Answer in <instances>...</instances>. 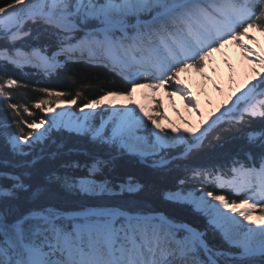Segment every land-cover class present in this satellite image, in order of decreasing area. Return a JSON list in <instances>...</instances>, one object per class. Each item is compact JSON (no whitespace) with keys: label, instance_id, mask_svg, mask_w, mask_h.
Masks as SVG:
<instances>
[{"label":"snow or ice","instance_id":"snow-or-ice-1","mask_svg":"<svg viewBox=\"0 0 264 264\" xmlns=\"http://www.w3.org/2000/svg\"><path fill=\"white\" fill-rule=\"evenodd\" d=\"M29 21L46 25L45 31L52 30L49 34L57 40L54 51L47 44L28 45L27 50L24 45L15 46L32 35L30 28L25 29ZM249 29L264 34V0H4L0 4V40L12 46L0 47V65L10 63L21 70L31 66L51 75L69 61L83 62L116 72L128 87L106 90L82 103H78L82 91L73 95L41 89L55 100L39 99L36 109L66 102L77 105L80 114L48 108L55 114L39 121L17 120L13 132L0 120V137L21 155H28L25 145L31 148L49 139L53 129H66L90 135L94 142L142 161L151 157L153 167L167 165L173 149L178 155L171 159L186 158L210 136L219 140L218 129L239 131L253 118L264 120V73L260 71L264 70V49L258 52L243 42L250 39L257 43L249 36ZM229 43L259 69L254 67L252 79L217 107L219 115L205 117L200 101L181 74L194 71L210 80L205 71L210 58ZM226 63L231 70L232 64ZM16 85L11 78L0 82V99L10 100L5 96L6 87L10 90ZM169 87L173 89L166 91L169 100L182 96L201 117L198 124L192 125L176 110L189 127L181 130L171 121L166 127L162 120L168 117L159 111L162 102H156L154 109L151 103L137 104L134 100L137 89H147L144 99L155 101V93ZM217 90L221 91L218 86ZM109 97L126 99L131 106H116ZM101 105L106 106L97 112ZM8 107L19 114L17 104L8 103ZM23 111L31 115L28 107ZM244 135L250 144L259 141L258 153L248 151L243 159L233 157L226 165L185 168L171 187L156 191L162 201L191 205L204 213L208 224L239 250L241 264H264V128H249ZM114 159L90 154L84 162H66L62 175L53 172L45 180L86 194L113 193L116 188L121 193L140 192L145 186L131 176L115 186L96 179L113 166ZM28 163L34 164L35 159ZM76 169L83 174L74 175ZM29 175L0 171V181L11 182L0 183V200L19 199L22 192L28 194L32 205L23 212L16 207L0 208V264H218L217 257L225 255L208 245L204 231L162 212L112 207L64 213L43 202L48 186H33L25 179ZM195 183L211 185L214 190L190 187ZM225 190L238 199H229L222 194ZM258 207L260 214L253 219Z\"/></svg>","mask_w":264,"mask_h":264},{"label":"trees","instance_id":"trees-1","mask_svg":"<svg viewBox=\"0 0 264 264\" xmlns=\"http://www.w3.org/2000/svg\"><path fill=\"white\" fill-rule=\"evenodd\" d=\"M4 0H0L3 4ZM32 30V35L27 37L25 45L42 46L49 45V50L54 51L57 47L55 37L51 36L49 31H42V26L38 24L27 25L26 29ZM40 33L37 37V33ZM11 47L5 41L0 40V47ZM25 46V47H26ZM27 49V47H26ZM64 57L61 58L63 60ZM5 73L7 75H5ZM11 78L17 81V85L10 90L6 87V97L10 100L0 99V120L8 125L7 131H16V121L23 119L31 122L33 119L39 121L46 119L45 111L57 103L42 106L41 109L35 108V103L39 99H52L41 91L48 88L52 91H60L75 94L82 91L83 96L78 103H82L91 98L102 95L106 90H125L128 87L126 81L122 80L115 73L103 66H94L83 62H67L62 68L57 69L53 74L46 75L41 69L25 66L22 70L14 67L12 64L0 65V82ZM8 103L18 105V115L8 107ZM28 107L29 112L23 111ZM75 110L79 111L77 105ZM23 126V125H22ZM226 127V126H224ZM249 128L259 130L264 128V120L253 118L250 125H244L239 131L233 129L224 131L218 129L220 139L215 140L212 136L209 141L198 150L189 154L188 157L178 161H171L163 167H153L152 160L148 163L142 162L134 156L127 154H117L109 151L105 146L94 142L90 135H77L67 133L63 130L54 131L49 139L39 143L34 148L24 147V152L28 155H21L12 151L11 146L5 138L0 137V171L7 172H28L26 181L33 186L38 184L47 185L49 190L44 193L42 200L45 203L56 206L64 213L84 212L91 208H112L119 207L122 211H158L177 221L190 224L198 230L206 233L205 240L208 245L220 252H231L238 254L235 250L226 245V241L220 232L208 224V219L201 212L195 211L192 206L187 204H174L162 201L157 195V188L171 187L177 176L182 175L185 168L190 167H211L226 165L233 157L244 158V154L251 151L254 155L260 151L259 141L250 144L244 135ZM24 131L29 129L24 127ZM55 153V155H52ZM102 154L115 157L113 166L106 169L103 174H98L97 180H107L111 185H119L127 180L129 176L133 177L145 187L138 193H121L116 188L113 193H103L92 195L78 191H69L63 188L59 183L51 184L45 180L47 175L55 172L62 175L66 169L62 167L66 162L80 161L89 159L90 154ZM172 157V155L170 156ZM35 159L34 164L29 161ZM74 175H82L83 170H73ZM0 183L9 184L10 181L4 180ZM197 190H214L211 185L195 183L190 185ZM218 194H221L218 192ZM229 199H238L234 197L229 190L224 193ZM19 199L0 200V208L13 207L19 211H26L31 207L26 193H19ZM15 214V213H13ZM259 259V258H257ZM220 264H241L240 259L236 258H218Z\"/></svg>","mask_w":264,"mask_h":264},{"label":"bare ground","instance_id":"bare-ground-1","mask_svg":"<svg viewBox=\"0 0 264 264\" xmlns=\"http://www.w3.org/2000/svg\"><path fill=\"white\" fill-rule=\"evenodd\" d=\"M249 36L251 37L252 34ZM256 41L257 43L254 44L248 41L243 42L259 52L264 49V37H259ZM226 62H230L232 64L231 70L228 68ZM257 66L258 65L250 64L249 61L245 60L240 49L236 46L232 49L230 44H228L220 49V51L215 52L210 58L208 66L205 69L211 77L210 80H204L200 74L183 76L181 79L191 89L195 98L200 101L201 110L203 111L205 117L210 114L219 115V113L216 112L217 107L226 102V97L231 92L236 91L246 81L252 79L253 68H257ZM212 68H215L216 72H213L211 70ZM261 72L264 73V70ZM217 86L221 89V91L217 90ZM162 90L163 89H160L155 93V100L162 101ZM170 90L173 89L170 88L169 91ZM147 91V89H137L134 93V100L137 104L152 102L144 99V94ZM237 94L239 93L237 92ZM167 99L171 104V110L164 113L168 117L165 123L166 127L169 125V121L178 126L180 129L189 127V125L182 122L180 116H177L176 110H179L180 115L185 119L191 121L192 125H196L200 122L201 117L197 115L196 112L191 111V107L186 105V101L182 96L174 95L171 100H169V98ZM112 101L116 106L127 105V103H129L128 101L120 98L113 99ZM127 106L131 105L128 104ZM56 111L61 110L57 108Z\"/></svg>","mask_w":264,"mask_h":264},{"label":"rangeland","instance_id":"rangeland-1","mask_svg":"<svg viewBox=\"0 0 264 264\" xmlns=\"http://www.w3.org/2000/svg\"><path fill=\"white\" fill-rule=\"evenodd\" d=\"M150 18V17H149ZM31 25V24H33L31 21H29L26 25H25V29H26V27H27V25ZM36 24H38V25H41L42 26V31H44V29L45 28H47V26L46 25H43V24H41V23H36ZM27 30V29H26ZM48 31L49 32H51L52 30L49 28L48 29ZM47 32V31H46ZM250 34H252V36L251 37H255L256 39L257 38H259V37H264V34H262V33H260V32H258V31H256V30H254V29H249V35ZM54 37V36H53ZM27 38V37H26ZM26 38H24V40H22V41H17L16 42V47H21L22 45H24V46H26L25 45V40H26ZM55 40H56V38H55ZM57 41V40H56ZM244 41H248V42H251V43H253L250 39H245ZM25 42V43H24ZM74 42V41H73ZM230 44V47L232 48V49H234L235 48V45L234 44H232V43H229ZM254 44V43H253ZM31 46H33V47H35L34 45H31ZM37 46V45H36ZM25 50H27L26 49V47H25ZM215 53V52H214ZM213 53V54H214ZM62 57H60V59H61ZM108 69V68H107ZM257 69H259V66H257ZM260 71H262V70H260ZM111 72H113V73H115L118 77H120L122 80H124L120 75H118L116 72H114V71H111ZM196 74H199V73H197V72H194V71H189L188 73H182L181 74V77H183V76H187V75H196ZM125 81V80H124ZM255 82V81H254ZM169 89H170V87L168 88V89H163L162 91H161V94H162V101H159V100H155V101H152V102H150L151 103V106L155 109L156 107H157V103L156 102H162V107H160L159 108V111H161V112H163V113H167V112H169L170 110H171V104L169 103V101H168V97H167V95H166V91H169ZM108 99H117V98H114V97H109ZM120 99H123V98H120ZM124 100H126V99H124ZM127 101V100H126ZM129 103H127V105H128ZM106 105H101L100 107H98L97 109H96V111L97 112H100L101 111V109L103 108V107H105ZM49 108H55V109H60V110H64V109H66V110H68V111H70V112H75L77 115H79L80 113H79V111H76L75 110V105L74 104H68V103H64V104H62V105H58V104H56V105H54L53 107H49ZM55 113H53V112H49L48 111V109L45 111V117H46V119H48L50 116H52V115H54ZM96 122L97 123H99V117H97V119H96ZM148 123V126H149V128H151L152 126H151V122H147ZM162 123L165 125V123H166V120H162ZM43 127H44V125H41V129H43ZM184 128H181V130H183ZM59 130H63V131H65V132H67V133H73V134H77V133H75V132H71V131H68V130H66V129H59ZM59 130H57V129H53V131L52 132H54V131H59ZM144 134H147V133H144ZM77 135H84V134H77ZM189 139H191V137H189ZM38 144H35L34 146H32L31 148H34L35 146H37ZM103 146H105V148H107L109 151H111L112 150V152H114V153H117V154H127V155H130V156H134V157H136L137 159H139L140 161H142L141 160V158L140 157H138V156H135V155H132V154H129V153H126V152H121L120 150H118V149H116L115 147H113V146H109V145H103ZM25 147L26 148H29L27 145H25ZM177 156L178 155V150H176V149H173L170 153H169V155H168V159H169V161L171 162V161H178V160H182V159H177V160H173V159H171V157L170 156ZM183 159H185V158H183ZM149 160H152V158L151 157H148V158H145L142 162H145V163H148V161ZM169 162V163H170ZM99 194H103V193H95V194H92V195H99ZM189 206H191V205H189ZM91 209H99V208H91ZM90 210V209H89ZM260 211H261V208L260 207H258L257 209H256V211H255V214L253 215V219H256L257 218V216L260 214ZM82 213V212H81ZM202 213V212H201ZM73 214H77V213H73ZM203 214V216L205 217V218H207L208 219V217L204 214V213H202ZM231 214V213H230ZM246 223V222H245ZM253 226H255V225H253ZM216 230H218V229H216ZM219 231V230H218ZM220 232V231H219ZM220 234L222 235V233L220 232ZM222 237H223V235H222ZM224 238V237H223ZM225 240V239H224ZM226 241V240H225ZM226 245L228 246V247H230V248H232L233 250H235L236 252H238V254H233V253H231V252H225V251H222L223 253H225V255H223V256H220L221 258H225V257H227V258H230V257H232V258H236V259H240L239 258V250L238 249H236V248H234V247H232L231 245H229L228 243H227V241H226ZM201 258H203V255L201 256ZM218 258L219 257H217V260H218ZM257 258H259V257H257ZM218 264H220V262L218 261Z\"/></svg>","mask_w":264,"mask_h":264}]
</instances>
